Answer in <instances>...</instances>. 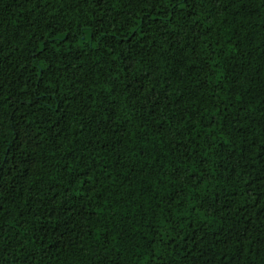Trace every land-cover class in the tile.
Returning a JSON list of instances; mask_svg holds the SVG:
<instances>
[{
	"label": "trees",
	"instance_id": "16d2710c",
	"mask_svg": "<svg viewBox=\"0 0 264 264\" xmlns=\"http://www.w3.org/2000/svg\"><path fill=\"white\" fill-rule=\"evenodd\" d=\"M0 264H264V0H0Z\"/></svg>",
	"mask_w": 264,
	"mask_h": 264
},
{
	"label": "snow or ice",
	"instance_id": "6c2138e0",
	"mask_svg": "<svg viewBox=\"0 0 264 264\" xmlns=\"http://www.w3.org/2000/svg\"><path fill=\"white\" fill-rule=\"evenodd\" d=\"M183 6V5H182Z\"/></svg>",
	"mask_w": 264,
	"mask_h": 264
}]
</instances>
